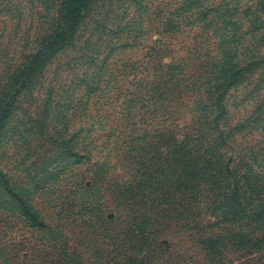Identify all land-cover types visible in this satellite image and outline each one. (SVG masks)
I'll return each instance as SVG.
<instances>
[{
  "label": "trees",
  "instance_id": "trees-1",
  "mask_svg": "<svg viewBox=\"0 0 264 264\" xmlns=\"http://www.w3.org/2000/svg\"><path fill=\"white\" fill-rule=\"evenodd\" d=\"M153 1L0 0V129L23 95L36 105L28 112L34 121L41 125L55 112L65 128L53 130L67 129L79 101L67 100L65 92L57 99L49 89L57 84L44 75L63 51L78 49L74 62L84 60L93 71L85 92L96 99L97 114L89 117L88 102L80 104L85 114L65 148L73 157L69 145L78 139L81 151L74 157L81 164H89V149L109 150L121 164L128 162L130 177L113 182V215L105 219L101 205L95 209V182L81 188L77 201L73 194L66 209L49 207L48 217L24 190L15 194L35 232L18 264H264V0H171L151 11ZM90 20L94 30L81 44ZM24 21L31 23L22 32ZM12 22L17 26L10 29ZM151 32L158 38L146 52L124 60L113 74L111 60ZM184 33L188 38L180 45L195 63L166 64L167 41ZM10 41L22 43L20 50H12ZM150 71L154 85L162 84L174 101L188 91L187 126L170 128L171 117L163 113L157 123L162 130L152 124L151 135L146 129L140 135L141 118L132 123L122 112L119 125L101 115L111 86L121 91L128 79L135 94L138 83H146L140 76ZM153 99L143 95L144 115ZM149 115L145 122L154 123ZM98 171L100 182L104 169ZM72 209L77 211L67 215Z\"/></svg>",
  "mask_w": 264,
  "mask_h": 264
},
{
  "label": "rangeland",
  "instance_id": "rangeland-1",
  "mask_svg": "<svg viewBox=\"0 0 264 264\" xmlns=\"http://www.w3.org/2000/svg\"><path fill=\"white\" fill-rule=\"evenodd\" d=\"M167 4L172 5V1L154 0L149 3L148 6L149 10L152 11L158 6L162 7ZM32 20L37 23L36 17H33ZM29 22L31 23V21H24L22 23V32L27 29ZM144 25L145 27H150L151 23L150 21H146ZM14 26H17V24L13 22L8 23L10 29H13ZM93 27L94 23H92L91 20L86 22L83 31L80 33L81 39L79 41L81 44L85 42L88 35L92 33L94 30ZM182 30L184 29L182 28ZM191 36H193V32ZM157 38V34L151 32L147 38H145L144 43L135 49L121 50L120 55L115 56L114 60H111L109 69L114 72L113 74H116L119 67L122 65L121 62L127 60V58L132 61L139 59L146 52L145 48ZM187 38V34L184 33L171 40V42L167 41L172 48H169L164 53L166 56L164 62L166 64L176 61L178 63L181 61L180 59H183V61L185 60L184 62H186L188 66L195 63L196 57L189 56L187 49H183V44L180 45V42L186 41ZM21 44L22 43H18L17 41L14 43L11 42L10 48L19 51ZM176 45L177 49H173ZM180 48L181 50L177 51ZM173 50L176 52L174 53ZM79 55L78 49L63 51L55 61H53L44 75L49 84H57L49 88L58 93L57 99L59 95L63 97L65 92L66 94L64 97H66L67 100L68 98L73 99L76 103L79 101L76 105V109L69 113L67 117V121L69 122V126H67L66 129L67 132L66 130L60 132V130L65 127L62 120L55 119V105H50V107L47 108V110L54 112L52 120L48 117V120L42 122L41 125L40 121H34L32 119L33 116L30 117L28 112L30 114V111H33L36 105L33 101H30V98L26 95L20 98L15 111H13L11 117L0 129V264H18L19 260L25 259L27 257L29 243L35 234L33 229L30 228L31 224L29 221L20 212L19 205L15 198V194H18V192L24 190L25 195H28V199H30L33 204L37 203V209H43L45 216L48 217L47 215L50 213L49 207L63 204L66 209L71 201H73V194H77V197H75L77 201L81 194V188H83V186L89 188L94 184L92 182H95L98 188L92 192L99 194L97 197H93V199L97 201L95 209L97 210L98 206L101 205L99 213L105 219L113 215V213H111L112 210H114L113 205H111L113 197L110 192L113 182L119 179L125 181L130 179L127 172L128 162L121 164V161L119 162L114 153H110L109 150L102 152L99 148H88L92 151L90 152L91 160L89 164L84 162L81 164L78 158L74 157L79 150V145L77 146L79 140L74 138L69 145L71 148H74L72 152L73 157H69L68 152L70 149H68V147L65 148L67 142L71 140L67 135L69 133H72L73 136L76 135L73 133L78 129L79 121H81L80 115L85 114L80 104L86 101L88 102L89 107L86 112H88L87 114L89 117H93L97 114L94 111L96 99L94 96H89L85 92L86 88L90 87L86 86L90 83L89 80L93 75V71H91L90 67L86 66L84 60H80L81 62H74ZM9 56L11 57V54H8V57ZM151 74L152 71L140 76L141 79H146V83H138L139 85H137V92L135 94V89L128 88V79L123 80L124 86L121 91L116 89L118 86L115 88V85H110L111 88L108 90L109 93H106V97L103 99V104L106 105L104 107V113H101V115L106 116V119L108 118L107 116L110 115L111 121L119 125L121 123V116L119 113L122 112L130 116L132 123L141 118L142 122L144 120V125L141 124L137 126L136 131L138 132L139 129L138 133H140V135L145 129L148 135H151L152 131L155 130L152 124H155V127L162 130V127L158 126L157 123L162 119L163 113L171 117L166 123L170 128L175 126H187L190 119H192L187 109H185V106L189 103L187 101L188 94L186 93L188 91H185V94L181 97H176L174 101L170 98V95H167V91H164L165 87H163L162 84L154 85L150 77ZM81 81H83V83L81 87H79ZM157 89H160L161 93H165L164 98L159 99V94L154 93L155 91L153 90ZM47 94L48 90L43 89V97ZM132 94L138 98L133 100L131 97ZM143 95L148 98H154L151 102V107L147 108L149 111L146 115H144L146 109L140 110L143 105ZM130 102L131 105H129ZM60 103L63 104V101H60ZM124 103H127V105ZM158 106L160 109H158ZM43 108L44 107H40V109ZM231 111L233 113L234 110L231 109ZM151 112L152 115H149ZM148 115L154 117V123L150 122V124H148V122H145V120L148 119ZM146 125L150 126L145 127ZM34 127H36V129ZM97 137L98 135H93L91 139L97 141ZM102 142H104V140ZM151 142L153 143V139ZM80 151L81 150H79V152ZM147 151H150V156L155 155L153 150L148 149ZM95 162H99V164L92 166ZM113 166H117V169H113ZM98 168L104 169V177L100 182L98 181L101 175H97V177L94 175V173L99 172ZM87 169L91 172H85ZM76 211V209L68 210L67 215L74 214Z\"/></svg>",
  "mask_w": 264,
  "mask_h": 264
}]
</instances>
